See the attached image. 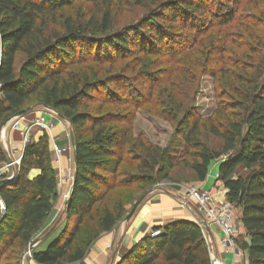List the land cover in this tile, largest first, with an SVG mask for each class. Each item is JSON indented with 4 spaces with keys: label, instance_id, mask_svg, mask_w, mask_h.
<instances>
[{
    "label": "trees",
    "instance_id": "16d2710c",
    "mask_svg": "<svg viewBox=\"0 0 264 264\" xmlns=\"http://www.w3.org/2000/svg\"><path fill=\"white\" fill-rule=\"evenodd\" d=\"M241 1L254 7L238 12ZM112 2L0 0V131L19 111L48 109L68 122L76 155L65 227L32 260L79 263L93 240L114 229L125 206L159 179L168 180L177 165L170 149L134 136L135 110L151 104L153 90L175 73L185 81L197 69L218 78L212 114L202 117L172 100L168 112L156 115L175 126L184 148L180 165L198 182L225 157L218 180L241 211L248 242L240 248L247 264H264V0H149L153 9L116 31ZM74 3L94 7L68 12ZM191 59L187 71H166L167 63L181 68ZM206 136L220 141V148H210ZM50 150L46 133L29 139L15 181L0 185L3 264H20L53 211L57 180ZM7 162L0 147V164ZM32 170L38 174L29 179ZM86 222L97 231L82 245ZM154 231L159 234L143 236L116 264H210L197 223L175 221Z\"/></svg>",
    "mask_w": 264,
    "mask_h": 264
},
{
    "label": "rangeland",
    "instance_id": "374dc122",
    "mask_svg": "<svg viewBox=\"0 0 264 264\" xmlns=\"http://www.w3.org/2000/svg\"><path fill=\"white\" fill-rule=\"evenodd\" d=\"M112 4L113 7H115L113 14L114 31L126 28L138 22L144 15L148 13V11L153 9L149 0L144 1L142 5L136 4V0H113ZM72 7L73 9H71L68 12L77 13V11L80 9L79 7H94V6L80 5L78 3H74ZM252 7H254V5L250 4L249 2L241 1V4L238 6L239 9L238 12L243 11L244 13L245 12L247 13V11H250ZM90 9L92 11L95 10V8H90ZM83 10L85 11V9ZM221 29L222 30H220L219 35H221V33L223 32V28ZM234 32H236V28ZM213 33L215 34V37L218 36L216 30H214ZM191 56L194 59V55L192 54ZM192 62H193L192 59L190 62H185L184 63L185 67L181 66V68L176 64H174V62L167 63L165 66L166 71H168V74L170 69L173 70L182 69L184 71H187L188 64L190 65L192 64ZM172 63L175 65V67L174 65L172 66ZM193 73L195 74H190L188 72L186 74L185 81H181L178 74L175 73L167 82L160 84L153 90L151 104L143 105L139 109L135 110V117L133 121L134 136L141 137L146 143L152 146H157L160 148L167 147L168 149H170L174 163L177 164L175 168L169 173L168 180L159 179V181L156 184H154L151 188L145 191L144 195L147 194L148 191H152L156 189L157 192L160 189H168V188L170 189L176 187L179 190V192L182 193L185 187L188 186L198 187L197 186L198 181L195 175L192 172L188 171L187 169H184L180 165V159L184 156V148L181 143V140L174 136L175 126L159 118L155 112L156 110L166 111L167 108L165 106L171 104L172 100H176L180 102L184 107H193L195 111L202 117H207L212 114V111L215 109V105H216L214 88L217 85L218 78L214 79L206 75H201L199 74L197 69H194ZM172 74L173 73L171 72V75ZM128 76H130V74H128ZM167 76L168 75L165 76L164 80L167 78ZM172 85L173 87L176 86V89H178L179 91L178 94L174 92L175 90L172 87ZM142 94L145 95L146 90H144ZM203 141L210 148L216 150L219 149L221 145L220 141L210 136L204 137ZM71 153L72 152L69 151V154ZM224 158L225 157H222L220 160L215 161L212 164L220 163V161ZM72 164L74 165L73 156L69 162V170L64 174V176H60L58 178L59 181L57 182V197L53 201V211L49 216V219L43 226L42 230L40 231V233H38L34 237L32 242V244H34V249L32 251H28V248H26V250L20 255V264H36L32 260V253L45 250L48 244H50L52 240H54L55 237H57L65 227V215L63 214L61 218L59 216L61 215L64 208V200L67 196L68 188H70L72 184V178H73ZM119 168L120 169L125 168V165L121 164ZM13 170L17 171L18 166H15L12 169V168H7L6 163L0 164V180L3 176L6 175L9 176ZM236 172L238 175L245 174L244 172H241L240 169L236 170ZM217 179H218V175H217ZM156 192L154 191L151 194ZM146 196H148V194ZM140 197L142 196L141 195L137 196L136 199L129 204L130 206L129 210L126 211L125 215L119 220V223L123 222L125 217L129 214V212L132 210L134 205L138 202ZM213 203H215L214 200ZM189 204L192 207L196 208V211H198V213H201V211L195 206V204L193 203H189ZM202 213H204V211H202ZM2 214H3V204L0 200V220ZM232 218L234 222V211L232 213ZM52 226H54V229L52 231H49L52 228ZM95 229H96L95 224L87 223V222L81 227L80 242L82 245L86 244L92 238L95 231H97ZM235 229L237 230L236 226ZM48 231L49 233L46 236L45 234ZM102 234H100L95 240L92 241V243L86 249L83 260L76 264H99L100 260L98 256L100 255L95 256V253H93L92 250H94V245H96V243L100 241V239L102 238ZM236 246L238 249H240L243 252V250L240 248L239 241L237 240H236ZM6 257L8 258L7 255ZM243 257H244V252L242 256V261H244ZM115 260L116 257L112 256L111 252L108 251L106 252V255H104V260L101 263L116 264ZM0 263L1 264L5 263V254L0 258Z\"/></svg>",
    "mask_w": 264,
    "mask_h": 264
},
{
    "label": "crops",
    "instance_id": "0c3cea01",
    "mask_svg": "<svg viewBox=\"0 0 264 264\" xmlns=\"http://www.w3.org/2000/svg\"><path fill=\"white\" fill-rule=\"evenodd\" d=\"M43 115L47 120H50L46 114V110L43 108H34L32 112L28 113L18 121V129L16 131L11 130L12 122L4 125L0 131V147L5 153L7 160H16L23 154V135L28 131V138L37 140L41 137L42 132L33 127V123ZM69 125L65 121L56 123L49 137L51 161L56 174V180L59 181L60 176L69 170V162L72 159V153H62L59 157H56L52 152V141H54L59 147H65L68 143L69 137ZM72 152V151H71ZM220 163L212 164L205 180L203 182H197V186L202 191L211 194L216 204L228 202L226 197V189L223 186V182L217 179L218 167ZM71 166V165H70ZM72 172L74 173V165L72 164ZM245 173L242 167H238L237 170ZM38 174V171L32 170L28 174V178L31 179ZM70 188H68L69 192ZM157 190V189H156ZM148 191L138 200V205L133 212L129 220H123L121 223H117L114 229L110 232L102 234L100 241L94 245L93 253L99 257V264H102L104 255L106 252H111L112 256L116 257V263L136 244V242L145 235H150L154 229L163 227L168 223L175 221H192L194 223L201 222V215L196 211V208L190 204L184 205L182 201V193L174 188L160 189ZM156 192L151 194L152 192ZM67 192V194H68ZM129 205L125 206V211L129 210ZM63 211L60 218L63 215ZM234 223L238 231L239 244L248 242L245 230L241 223V211L238 207L234 210ZM209 242L213 246V255L215 263L228 264L231 255L228 252L219 248V241L221 238L220 233L211 227H207L205 230ZM244 252L245 261L247 262V254ZM106 257V256H105Z\"/></svg>",
    "mask_w": 264,
    "mask_h": 264
},
{
    "label": "built area",
    "instance_id": "2783aa9c",
    "mask_svg": "<svg viewBox=\"0 0 264 264\" xmlns=\"http://www.w3.org/2000/svg\"><path fill=\"white\" fill-rule=\"evenodd\" d=\"M46 114L49 116L50 120H47L43 115H41L36 121L33 123V127H35L38 131L42 133H46L50 136L52 130L54 129L56 123L61 122L58 117V114L55 112L45 109ZM19 120V119H17ZM18 129V121L12 122L11 130L16 131ZM28 131H26L23 135V149L28 144ZM71 152L72 148L70 145V139L68 137V143L65 147H59L54 141H52V152L56 157H59L62 153ZM22 157V156H21ZM21 157L16 160H8L6 163L7 168H14L15 166L19 167ZM16 172L12 171L9 176H3L0 180L8 181V183H12L16 179ZM182 201L184 205H188L189 203L195 204V206L201 211V222L205 224L206 227H213L218 230L221 235L219 241V247L228 252L231 255V259L228 264H247L245 261V257H243L244 261H242L243 252L237 248L236 240H237V230L235 229L232 213L234 211L235 206L231 203L225 202L221 204L213 203V198L211 194L208 192L202 191L198 187L188 186L183 189L182 192ZM204 211V213H202ZM202 229V227H201ZM203 237L206 243V247L209 253V261L210 264L215 263L212 258L213 255V246L211 242H209L206 231L202 229ZM159 234V231H153L151 236H156ZM217 264V263H216Z\"/></svg>",
    "mask_w": 264,
    "mask_h": 264
},
{
    "label": "water",
    "instance_id": "95a60500",
    "mask_svg": "<svg viewBox=\"0 0 264 264\" xmlns=\"http://www.w3.org/2000/svg\"><path fill=\"white\" fill-rule=\"evenodd\" d=\"M33 109H34L33 107H29V108H27V109H24V110H22V111L17 112L16 114H14V115H13V116L7 121V123L12 122V121L17 120V119H21V118H23V117L26 116L28 113L32 112ZM58 117H59L61 120L67 122V121H66L65 119H63L60 115H58ZM7 123H6V124H7ZM67 123H68V122H67ZM6 124H5V125H6ZM69 139H70V145H71V148H72L73 162H74V166H75L76 155H75V151H74V139H73V134H72V132H71L70 129H69ZM75 177H76V169H75V167H74V173H73V178H72V184H71L70 190H69V192H68V194H67V196H66V198H65V200H64L63 213L65 212L66 207H67V204H68V201H69V199H70V195H71V192H72V187H73L74 182H75ZM7 183H8V181H2V182H0V185L7 184ZM137 205H138V202L134 205V207L132 208V210H131V211L129 212V214L125 217V220H129V219L131 218V216H132L133 212L135 211ZM189 222H192V221H189ZM199 226L202 227V229H204V230L207 229V227H206L205 224H203V223H199ZM33 249H34V244L29 245V247H28V251H32ZM213 264H216V263H213Z\"/></svg>",
    "mask_w": 264,
    "mask_h": 264
}]
</instances>
